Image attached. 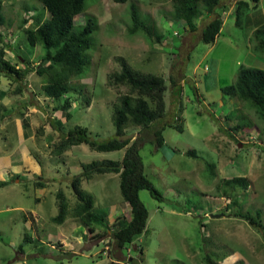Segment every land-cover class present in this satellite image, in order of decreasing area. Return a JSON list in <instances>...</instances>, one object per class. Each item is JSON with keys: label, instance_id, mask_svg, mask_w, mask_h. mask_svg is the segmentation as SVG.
<instances>
[{"label": "rangeland", "instance_id": "obj_1", "mask_svg": "<svg viewBox=\"0 0 264 264\" xmlns=\"http://www.w3.org/2000/svg\"><path fill=\"white\" fill-rule=\"evenodd\" d=\"M237 1L223 0L215 12L224 18L221 34L215 43L205 44L202 30L211 18L203 17L197 32H186L184 24L165 19L173 0L125 4L88 0L86 12L76 18L75 25L92 15L100 29L93 36L91 64L81 81H73L80 84L77 92L67 96L73 98L70 121L65 112L54 111L64 99L49 100L42 93L47 77L31 74L21 84L22 97L5 95L11 81L0 78V181L9 182L0 189V264H205L208 255L219 264H264V232L235 217L248 210L261 211L264 220V120L250 106L229 101L221 91L236 82L242 66L264 70V52L255 50L254 36L257 26H264V0L257 6L246 0L250 8L240 27L233 14ZM2 2L7 25L1 29L11 44L7 59L20 67L26 62L37 67L45 51L26 43L23 27L35 24L31 19L25 26L22 22L41 12L42 5L38 0ZM133 4L159 32L164 31L166 38L160 44L144 34L129 33ZM119 58L139 72L165 78L168 86L166 116L159 121L165 128L166 145L159 149L147 141L140 149L145 175L164 201L147 190L140 193L150 213L148 225L143 235L123 249L111 244L106 225H93L92 234L71 215L63 224L53 222L59 214L58 192L65 194L71 208L75 206L71 182L82 173V164L121 161L125 155L126 150L98 152L87 145L73 147L61 157L53 154L55 144L76 126L87 128L97 142L116 136L114 104L127 93L126 87L110 83V76L121 70ZM23 108L21 118L18 113ZM58 119L64 122L61 130L55 124ZM243 122L254 126L236 137L231 128ZM176 126H183V131ZM139 131L136 127L126 131L131 143ZM225 134H231L239 145ZM238 146L240 153L235 151ZM190 151L196 156L189 155ZM208 165L216 166L215 177ZM237 176L248 178L250 188L225 189L229 195L224 196L223 180ZM38 182L45 187L37 186ZM82 188L94 196L97 212L109 216L111 229L119 224L118 217L130 216L119 175L84 180ZM230 196L240 204L228 208ZM222 214L226 216L212 218ZM100 234L104 235L97 237ZM27 237L30 241H25Z\"/></svg>", "mask_w": 264, "mask_h": 264}, {"label": "trees", "instance_id": "obj_2", "mask_svg": "<svg viewBox=\"0 0 264 264\" xmlns=\"http://www.w3.org/2000/svg\"><path fill=\"white\" fill-rule=\"evenodd\" d=\"M38 1L42 5L43 10L34 17L23 18L22 22V26H25L31 19L35 24V27H23L26 43L32 48H42L45 51L42 62L37 67L32 68L30 62H26L24 67H20L7 59V50L11 49V44L5 41L6 39L1 29L7 25V19L2 14L4 4L0 0V43H3L2 46L0 45V78L6 79L7 82L8 80L11 81L9 83L10 88L3 93L22 97L24 88L21 84H24L31 74L36 73L39 76H45L47 77V83L43 85L42 93L49 100L62 101L64 99L62 103L59 102L61 105L55 107L54 111L65 112L66 119L70 121L72 114L69 111L73 106V98L67 96L72 92H77L76 87H79L80 84L78 85V83L73 81L76 79L80 80L86 68L91 64L89 52L95 48L93 36L100 29L99 22L95 16L87 15L80 26L75 25L76 18L86 12L88 0ZM128 1L114 0L117 4H125ZM252 1L256 3V6L259 3V0ZM222 3L223 0H173L172 9L168 11L165 19L169 22L184 24L186 32L195 33L198 31L199 23L203 17L211 18L202 30L201 41L205 44H212L220 36L224 26L223 16L215 13ZM249 8V1H237L233 14L236 16V25L238 27H240L242 18L246 11H249ZM25 11L29 13L30 7L27 6ZM46 13L49 14L48 18H46ZM260 26H257L259 28H256L254 33L256 40L255 50L262 53L264 52V26ZM129 33L131 35L144 34L155 44H160L166 38L164 31L162 32L163 34L159 32L151 24V20L148 17L142 16L140 9L135 4L131 7ZM21 60L26 59L23 57ZM119 62L121 63V70L110 76V83L113 86L126 87L127 93L121 95L114 104L113 122L116 128V136L104 142H97L92 139L87 128L76 126L65 133L61 140L55 144L53 154L61 157L73 147L87 145L98 152L126 150L125 155L121 161L107 160L82 164V173L71 182L76 204L71 208L65 194L62 191L58 192L57 205L59 214L53 219V222L63 224L71 215L89 228V232L92 234L96 231V228L92 227L93 225H106L109 232H111V244L115 242L118 249H123L132 245L136 239L143 235L148 225L150 213L142 202L140 193L147 190L156 200L164 201L162 193L145 175L140 149L147 141L155 142L159 149H163L166 145L163 134L165 128L159 121L166 116L167 103L165 94L168 91V86L165 78L161 76L139 72L133 69L124 58H119ZM14 86L16 89L13 90ZM221 91L229 98V101H238L250 106L264 120L263 69L242 66L236 82L225 86ZM88 102L90 101L88 100ZM23 111L24 108L18 113L21 118L24 116ZM232 116L233 112L227 116V120L232 121ZM55 124L61 130L64 122L58 119ZM253 126L250 122H243L234 125L231 129L236 133L235 136L238 137L245 128H253ZM26 127L29 128V125L26 124ZM49 127L53 129V126L50 125ZM131 127L140 129L139 137L133 143H131L130 138L126 137V131ZM176 128L181 132L183 131V126H176ZM225 136L233 139L239 145L238 140L236 141L231 134H225ZM242 138L251 142L249 136H243ZM262 150L264 151V148ZM235 151L240 153L242 150L238 146ZM188 154L196 156L194 151H190ZM208 168L214 171L213 177H215L216 166L208 165ZM105 174L119 175L123 201L131 209L130 216L117 218L119 224L115 225L113 229L108 224L109 216L97 212L94 196L82 188L84 180L91 181L94 177ZM36 184L42 188L45 187L42 182ZM223 184L226 187L223 192L224 196L229 195L228 190L225 191V189L235 190L241 188L248 190L251 186L248 178L238 176L224 179ZM8 185L9 182L0 181V189ZM229 199L232 202L230 206L228 205V208H233L240 204L239 199L236 197L230 196ZM235 217L244 219L256 230L264 232V220L261 211L253 212L248 210L246 213L236 214ZM102 235L104 234L97 235V237ZM25 241H30V239L27 237ZM204 261L205 264H219L210 255L205 257Z\"/></svg>", "mask_w": 264, "mask_h": 264}, {"label": "water", "instance_id": "obj_3", "mask_svg": "<svg viewBox=\"0 0 264 264\" xmlns=\"http://www.w3.org/2000/svg\"><path fill=\"white\" fill-rule=\"evenodd\" d=\"M223 215H212V218H219L222 217Z\"/></svg>", "mask_w": 264, "mask_h": 264}, {"label": "crops", "instance_id": "obj_4", "mask_svg": "<svg viewBox=\"0 0 264 264\" xmlns=\"http://www.w3.org/2000/svg\"><path fill=\"white\" fill-rule=\"evenodd\" d=\"M259 3H260V0H259ZM3 179V178H2Z\"/></svg>", "mask_w": 264, "mask_h": 264}, {"label": "clouds", "instance_id": "obj_5", "mask_svg": "<svg viewBox=\"0 0 264 264\" xmlns=\"http://www.w3.org/2000/svg\"><path fill=\"white\" fill-rule=\"evenodd\" d=\"M223 216H224V215H223ZM223 216H222V217H223ZM225 216H226V215H225Z\"/></svg>", "mask_w": 264, "mask_h": 264}, {"label": "flooded vegetation", "instance_id": "obj_6", "mask_svg": "<svg viewBox=\"0 0 264 264\" xmlns=\"http://www.w3.org/2000/svg\"><path fill=\"white\" fill-rule=\"evenodd\" d=\"M222 215H224V214H222ZM225 216V215H224Z\"/></svg>", "mask_w": 264, "mask_h": 264}]
</instances>
